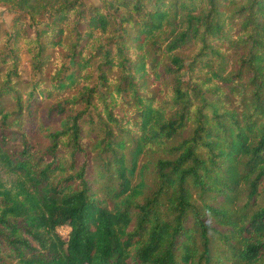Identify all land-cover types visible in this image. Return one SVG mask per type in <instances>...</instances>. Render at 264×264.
Wrapping results in <instances>:
<instances>
[{
	"label": "trees",
	"instance_id": "1",
	"mask_svg": "<svg viewBox=\"0 0 264 264\" xmlns=\"http://www.w3.org/2000/svg\"><path fill=\"white\" fill-rule=\"evenodd\" d=\"M1 1L29 15L14 42L39 65L71 37L72 71L53 72L44 98L73 88L96 54L104 92L50 107L57 126L32 152L22 120L41 84L23 101L5 75L0 98L16 110L0 101V263L264 264V0ZM150 77L163 99L142 95ZM122 95L127 120L114 113ZM147 174L151 192L134 183Z\"/></svg>",
	"mask_w": 264,
	"mask_h": 264
},
{
	"label": "rangeland",
	"instance_id": "2",
	"mask_svg": "<svg viewBox=\"0 0 264 264\" xmlns=\"http://www.w3.org/2000/svg\"><path fill=\"white\" fill-rule=\"evenodd\" d=\"M86 5H90L93 3H97L96 0H83ZM42 15H39L37 18L42 20ZM29 15L27 13L22 12L17 6L13 3H6L0 0V88L5 86L3 81L5 80V75L12 71L11 83L13 86H16V92L24 101L26 99L27 93L32 89V86L35 83L41 84V87L36 91L37 97H39V101L32 107L31 113L32 116H25L22 120V131L25 132L27 141L31 146L32 152L44 151L48 142L44 141L41 137V130H43L44 126L47 125L46 128L49 130H53L57 123H49V121H44V116H46L50 107L54 104L64 101L65 98H69L77 93L83 91L87 87L98 86L99 92H104L103 86L100 85L97 77V65L101 62L100 54H96L91 61L90 67L81 74V77L75 83L74 87L65 90V91H56L53 92L51 97L44 98V96L48 93L46 90H49L50 85H52L51 76L53 72L57 71L60 67L66 68V74H70L72 68H68V56H69V46L71 42V37L67 36L66 41L68 44L67 48L63 49H48L44 54V61L39 65L37 60L33 58V54L31 53L30 48H28L25 44V41L21 38L15 40V34L18 31L24 30L25 35L28 36L32 31L25 26V23H28L27 20ZM24 25V28L22 27ZM20 37L23 35H19ZM97 39V46L101 44L105 46V42L107 38L99 37L98 34L95 35ZM99 47L95 50L98 53ZM94 51V53H95ZM93 53V54H94ZM85 54H90L87 50ZM39 66V67H38ZM120 73L119 71H114L108 75L109 82L111 84L110 89L113 90L115 86V82L119 80ZM149 83L146 86V89L142 90V95L153 96L156 100L163 99L164 89L161 88L159 83L153 82L152 78H149ZM12 86V87H13ZM41 92H43L41 94ZM44 94V95H43ZM12 94L0 98L2 102V107L4 111L14 112L16 110V105L14 101L11 99ZM117 104L115 112L119 117H122L124 114H127L126 120L131 116L130 115V107L131 103H129L128 97L126 95H122L117 97ZM55 118V116L53 117ZM52 118V120H54ZM95 120V119H94ZM50 124V125H49ZM0 123V129H1ZM87 128V126H86ZM10 130L13 132H19L16 127H12ZM97 132V131H96ZM96 136L93 132H85V143L89 146L90 149L94 147ZM13 147L17 150H21L20 143H12ZM149 157H141L139 165L145 163L149 160ZM140 180L144 182L145 192H151L153 189V179L150 174H147L143 179L137 178L135 182L139 183ZM69 232L68 227H64L59 230V234L62 237H66ZM3 261L0 264H15L13 263L6 254L2 255Z\"/></svg>",
	"mask_w": 264,
	"mask_h": 264
}]
</instances>
